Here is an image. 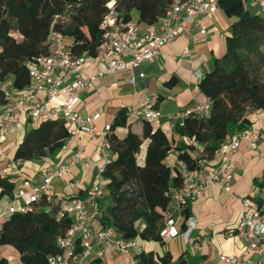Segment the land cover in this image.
I'll return each instance as SVG.
<instances>
[{
	"label": "trees",
	"instance_id": "obj_1",
	"mask_svg": "<svg viewBox=\"0 0 264 264\" xmlns=\"http://www.w3.org/2000/svg\"><path fill=\"white\" fill-rule=\"evenodd\" d=\"M109 1L0 0V81L11 79L19 91L30 84L26 63L51 52L50 29L70 40L73 56L86 53L88 57H96L102 44L99 24ZM113 1L119 21L135 18L137 25L152 28L173 0ZM218 6L234 21L225 39L224 55L214 60L212 69L197 85L210 101L209 115L187 117L183 127L174 123L179 146L157 125L148 122H144L138 136L130 130L122 113L110 126L111 160L103 172L110 202L99 220L102 227L112 229L116 238L139 237L163 244L159 230L170 203L166 191L170 185H180L179 174L166 163L168 154L175 150L177 160L189 169L198 168L212 160L227 135L251 130L252 115L264 114V14H261L264 12L239 10L234 0H219ZM56 16L62 18L55 19ZM66 18L68 22L62 23ZM175 84V78H171L169 87ZM159 101L158 98L157 105ZM115 127L126 128L122 139L115 136ZM184 136L195 137L203 145L200 157H193L191 149L181 143ZM67 140L61 122H40L36 128L24 132L13 150L12 160L27 162L54 156ZM143 140L147 141V147L140 165L136 157ZM14 187L13 177L0 175V199H11ZM51 197L50 201L42 197L30 211L13 213L0 222V248H13L21 264H47V257L58 252L56 239L69 227L70 220L56 221L60 198ZM183 215L187 218L186 209ZM137 257L143 264H166L168 256L159 258L149 252ZM0 264L5 261L0 260Z\"/></svg>",
	"mask_w": 264,
	"mask_h": 264
},
{
	"label": "built area",
	"instance_id": "obj_2",
	"mask_svg": "<svg viewBox=\"0 0 264 264\" xmlns=\"http://www.w3.org/2000/svg\"><path fill=\"white\" fill-rule=\"evenodd\" d=\"M218 1L173 0L156 25L141 33L136 21H119L114 1H109L99 24L104 72H124L128 76L129 84L136 85L145 78L140 67L159 55L165 45L179 36L188 35L201 18L212 17L218 9ZM249 4L264 12V0H249ZM59 18L62 17H55ZM200 34L204 35L205 30L201 29ZM48 44L51 48L48 55L39 56L26 63L30 84L25 89H16L11 79L0 81V145L19 118L25 116L37 122H61L68 138L74 141L75 149L58 166L43 170L40 181L36 183L24 177L20 170V161L9 160L5 169L15 179V191L0 215V220L16 212L23 214L30 211L32 205L38 203L42 197L50 201V188L54 180L62 179L74 167L85 170L90 166L91 161L84 154L83 141L99 139L98 153L102 165L97 168L93 184L84 191L82 197L59 199L56 221L66 218L70 220V225L56 239L58 252L48 256L46 263L82 264L85 259L92 258L95 264H106L105 249L110 246L118 253L127 255L129 264H143L138 257L129 255L136 245L135 239H119L114 236L111 228L100 227L94 230L92 226L99 219V203L106 190L103 172L111 160V128L106 125L103 131H97L95 123L99 115L94 113L84 116L78 112L77 105L80 101L79 93L86 91L102 72L89 74L85 68L87 54L73 56L70 44L61 33L50 29ZM69 75L71 79L66 84L65 80ZM201 78L199 76V80ZM37 96H42L44 101L34 100ZM157 100L156 95L143 99L134 115L144 122L158 125L161 112L157 107ZM209 111L210 101L207 100L206 103L188 107L169 119L183 127L185 118L207 117ZM260 137L261 133L253 130L227 135L213 154L215 165L211 172L202 165L189 169L184 162L176 159L172 168L179 174L180 185H170L166 191L170 203L163 226L159 230L162 242L179 236L187 241L189 234L196 228V223L192 219L184 218V210L205 194L208 184H214L222 193H230L233 180L232 156L237 152L240 142L246 141L250 150L256 152L259 159H264V152L259 149ZM181 143L191 149L193 157L202 155L204 147L195 137L184 136ZM0 158H5L1 148ZM15 201L19 202V209L14 208ZM240 203L241 213L234 232L242 243V251L239 255H221L219 264H264V181L252 194L241 198ZM178 219L185 225L182 234L177 227Z\"/></svg>",
	"mask_w": 264,
	"mask_h": 264
},
{
	"label": "crops",
	"instance_id": "obj_3",
	"mask_svg": "<svg viewBox=\"0 0 264 264\" xmlns=\"http://www.w3.org/2000/svg\"><path fill=\"white\" fill-rule=\"evenodd\" d=\"M234 1L239 10L246 9L250 12L256 10L249 4V0ZM233 21L234 17L218 6L212 17L201 18L188 35L177 37L165 45L152 61L144 63L140 71L145 78L136 85L129 84L128 76L124 72H104V55L99 49L96 57L87 58L85 68L89 74L101 71L102 75L96 77L86 91L79 93L78 112L84 116L97 113L99 115L95 123L97 131H103L106 125L111 126L119 114H125L130 130L141 136L144 121L138 119L134 111L140 101L150 95H156L160 99L157 107L161 112V120L157 127L168 139L174 140L175 146H179L174 122L170 121L169 117L195 104L207 102L197 87L199 76L202 77L209 72L214 60L224 55L225 39ZM148 29L138 25L140 33ZM201 29L205 30L204 35L200 34ZM66 42L70 44L69 39H66ZM171 78H175L176 84L169 87ZM70 79L71 75L67 77L65 83L67 84ZM34 100L44 101V98L37 96ZM39 124L40 122L29 121L25 116H21L18 123L8 131L0 145L5 155V158H0V175H8L5 165L12 160L11 149L17 147L24 132L36 128ZM251 130L261 133L259 149L264 152V114L252 115ZM113 132L118 139H122L126 134V128L115 127ZM99 143V139L83 141L84 154L90 159V166L85 170L74 167L62 179L54 180L50 188L52 196L59 198L83 196L84 191L93 184L97 168L102 165L98 153ZM146 147L147 141L143 140L136 157L140 165L143 163ZM74 149L75 143L69 139L56 155L21 162L20 170L25 178L34 183L39 182L43 170L61 164ZM176 159V151L173 150L168 154L166 163L172 167ZM214 165L213 160L202 163L209 172L214 169ZM232 166L233 180L230 193H222L214 184H208L205 194L186 207L187 218L196 223V228L189 234L186 242L182 236L163 244L136 237V245L129 255L137 257L141 253L152 252L159 258L168 256L166 264H219L221 255H239L242 251V243L234 232V227L241 213L240 199L252 194L264 181V159H259L256 152L250 150L248 143L242 141L237 152L232 156ZM9 201L10 199L6 197L0 199V215ZM107 205V201H100L101 213ZM13 206L19 209L20 204L17 207L14 204ZM3 219L1 218L0 222ZM182 224L183 221L178 219L177 227L181 234L185 230V225ZM92 226L94 230L102 227L99 219ZM105 259L106 264H129L127 255L118 253L110 246L105 249ZM0 260H4L5 264H21L19 254L9 246L0 248ZM82 264L95 263L92 258H87Z\"/></svg>",
	"mask_w": 264,
	"mask_h": 264
},
{
	"label": "rangeland",
	"instance_id": "obj_4",
	"mask_svg": "<svg viewBox=\"0 0 264 264\" xmlns=\"http://www.w3.org/2000/svg\"><path fill=\"white\" fill-rule=\"evenodd\" d=\"M257 11H259L258 9H256V10H253V12H257ZM261 14H264V13H261ZM68 22V19L66 18V19H64V20H62V23H67ZM16 37V36H15ZM68 40V39H67ZM12 153H13V149H11V156H12ZM102 201L103 202H105V201H107L108 203L110 202V200H109V193H108V191L107 190H105L104 191V193H103V197H102ZM14 205H15V207H17V205H19V202L18 201H15L14 203H13ZM139 225L137 224V227H138Z\"/></svg>",
	"mask_w": 264,
	"mask_h": 264
}]
</instances>
